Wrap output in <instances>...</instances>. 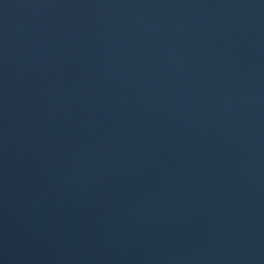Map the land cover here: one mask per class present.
Here are the masks:
<instances>
[{"label":"water","instance_id":"obj_1","mask_svg":"<svg viewBox=\"0 0 264 264\" xmlns=\"http://www.w3.org/2000/svg\"><path fill=\"white\" fill-rule=\"evenodd\" d=\"M0 264H264V0H0Z\"/></svg>","mask_w":264,"mask_h":264}]
</instances>
